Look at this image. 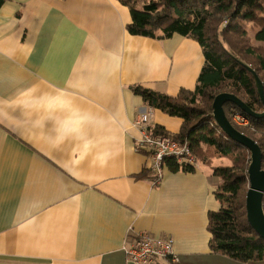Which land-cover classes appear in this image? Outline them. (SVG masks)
Here are the masks:
<instances>
[{
  "label": "crops",
  "instance_id": "0c3cea01",
  "mask_svg": "<svg viewBox=\"0 0 264 264\" xmlns=\"http://www.w3.org/2000/svg\"><path fill=\"white\" fill-rule=\"evenodd\" d=\"M130 22L117 0L1 5L0 264H131L124 247L143 232L172 237L179 264H247L208 244V213L220 207L212 167L231 159L165 166L155 183L135 148L139 111L172 134L182 119L130 86L193 89L201 47L179 34L132 35Z\"/></svg>",
  "mask_w": 264,
  "mask_h": 264
},
{
  "label": "trees",
  "instance_id": "16d2710c",
  "mask_svg": "<svg viewBox=\"0 0 264 264\" xmlns=\"http://www.w3.org/2000/svg\"><path fill=\"white\" fill-rule=\"evenodd\" d=\"M5 1L0 0V7ZM117 1L129 9L128 33L156 39L179 34L199 43L204 64L193 89L181 88L176 96L139 84L131 85L130 89L147 107L182 119L177 134L161 126L151 130L154 134L186 141L199 161L210 162L213 157L231 159L230 166L212 167L213 175L220 179L215 190L220 207L208 213L209 248L211 252L243 263L264 262V239L246 219L244 191L248 185L250 153L220 129L212 114L213 100L221 92L234 94L256 113L264 111L255 79V75L260 79L264 93V50L261 46L264 43V0ZM223 109L237 130L257 142L264 168V116H249L231 102L223 104ZM233 114L248 118V125H234ZM201 152L203 156L198 158ZM166 167L170 171L195 169L179 165L172 158L166 160ZM145 174L141 172L142 176ZM262 208L264 213V194Z\"/></svg>",
  "mask_w": 264,
  "mask_h": 264
},
{
  "label": "built area",
  "instance_id": "2783aa9c",
  "mask_svg": "<svg viewBox=\"0 0 264 264\" xmlns=\"http://www.w3.org/2000/svg\"><path fill=\"white\" fill-rule=\"evenodd\" d=\"M150 118V108L139 111L134 116L132 125L140 131L135 148L149 157L148 169L152 173L154 182L158 183L162 179L168 158L174 159L179 165L196 167L198 160L191 152L188 143L171 135L154 134L150 129ZM232 121L239 126L248 125V120L240 114H233ZM124 252L127 261L131 264H157L159 260L164 264H179V258L173 248V239L170 236L139 233L124 247Z\"/></svg>",
  "mask_w": 264,
  "mask_h": 264
},
{
  "label": "water",
  "instance_id": "95a60500",
  "mask_svg": "<svg viewBox=\"0 0 264 264\" xmlns=\"http://www.w3.org/2000/svg\"><path fill=\"white\" fill-rule=\"evenodd\" d=\"M260 100L264 106L263 85L255 75ZM231 102L243 112L253 117L264 116V111L256 113L234 94L221 92L213 100V118L220 129L232 140L245 147L250 153L247 168L248 187L245 195L246 219L253 230L264 239V213L262 199L264 194V168L262 167V152L255 140L237 130L227 118L223 104Z\"/></svg>",
  "mask_w": 264,
  "mask_h": 264
},
{
  "label": "rangeland",
  "instance_id": "374dc122",
  "mask_svg": "<svg viewBox=\"0 0 264 264\" xmlns=\"http://www.w3.org/2000/svg\"><path fill=\"white\" fill-rule=\"evenodd\" d=\"M261 46H262V49L264 50V43H262L261 44ZM245 58L247 59V60H250L248 57H246L245 56ZM233 122V121H232ZM234 123V122H233ZM234 125H237V126H239L238 124H236V123H234ZM239 127H245V126H243V125H240ZM203 156V152H201V154H200V156H199V154H198V158H201ZM197 159V158H196ZM227 161V160H226ZM228 162V161H227ZM216 164V163H215ZM205 166V165H204ZM206 167V166H205ZM207 168V167H206ZM247 187H248V185H246V188H245V191H244V194H245V192H246V190H247Z\"/></svg>",
  "mask_w": 264,
  "mask_h": 264
},
{
  "label": "bare ground",
  "instance_id": "6f19581e",
  "mask_svg": "<svg viewBox=\"0 0 264 264\" xmlns=\"http://www.w3.org/2000/svg\"><path fill=\"white\" fill-rule=\"evenodd\" d=\"M248 119V118H247ZM249 121V120H248Z\"/></svg>",
  "mask_w": 264,
  "mask_h": 264
}]
</instances>
